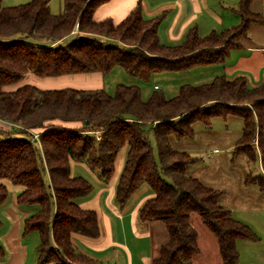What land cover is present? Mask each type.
Segmentation results:
<instances>
[{
  "label": "trees",
  "instance_id": "obj_1",
  "mask_svg": "<svg viewBox=\"0 0 264 264\" xmlns=\"http://www.w3.org/2000/svg\"><path fill=\"white\" fill-rule=\"evenodd\" d=\"M2 1L0 120L8 125L0 124V204L8 195L3 182L7 179L22 187L18 204L38 207L24 219L22 231L38 233L37 260L91 264L75 252L71 237L98 235L96 212L77 202L93 185L81 175H72L70 162L84 161L108 181L117 153L127 145L115 200L123 205L141 185L151 189L152 196L142 203L138 216L162 222L167 233L152 264H192L199 251L197 232L189 221L193 212L215 236L221 264H237V241L259 237L219 204L222 190L186 174V166L197 158L172 148L169 138L192 137L196 121L208 125L213 117L239 116L243 126L234 152L258 160L264 172V79L249 86L244 76L218 75L208 83L183 84L171 98L154 90L146 100L136 85L117 84L110 94L104 88L42 89L20 82L28 73L105 75L118 65L147 78L156 71L221 63L252 22L264 21V15L250 10L251 0L239 1L238 24L204 35L192 27L177 44L160 41L161 16L145 18L139 5L114 23L110 18H94L96 8L109 0H62L58 13L50 11V0L10 6H2ZM30 131L38 133L39 144L31 141ZM17 132L28 136L17 137ZM263 172L246 175L244 186L264 191Z\"/></svg>",
  "mask_w": 264,
  "mask_h": 264
},
{
  "label": "crops",
  "instance_id": "obj_2",
  "mask_svg": "<svg viewBox=\"0 0 264 264\" xmlns=\"http://www.w3.org/2000/svg\"><path fill=\"white\" fill-rule=\"evenodd\" d=\"M239 1L109 0L96 8L94 18L96 20L110 18L114 23H118L131 9L139 5L145 18L161 16L157 29L160 41L165 44H177L184 39L187 30L192 27H196L199 33L204 35L211 30H221L238 24L240 16L236 9ZM250 10L264 15V0H251ZM238 41V45L230 50L223 62L205 65V68L210 70L209 73H211L210 76L212 77L210 79L218 75H224L227 79L244 76L249 86L259 85L264 79V21L252 22L246 35L242 36ZM102 76L100 72L68 74L57 77H37L28 73L20 84L39 83L54 85L69 82L80 84L83 80L89 79L95 85H98ZM64 87L72 86L42 89ZM72 88L95 89L101 88V86L84 88L74 85ZM0 124L8 125V123L1 120ZM125 158L126 153L124 157L120 158V161H117L118 157L116 155L114 170L107 184L97 181L95 186L87 178L92 183L93 188L87 195L77 199L80 207L94 210L97 216L99 229L97 236L89 237L81 234H72L71 237L75 252L89 259L91 264H152V259L158 255L160 245L167 240L166 229L162 222V225H159L158 221L141 220L138 216L140 206L147 198L152 196V191L143 189L141 193L136 195L131 207H126V205L135 191L125 204L119 205L116 202V186ZM116 164H118L117 174H115ZM75 168H77V165H75ZM81 168H84L83 165H81ZM77 171L80 170L77 169ZM14 185L16 186V184ZM15 186L11 187L6 200L0 204V244L4 248V254L0 256V264H54L52 261L39 262L37 260L36 246L39 243V235L37 243L35 242V235L31 237V234L36 231L23 234L24 219L34 214L38 207L30 204H18L16 196L22 190V187ZM262 220H264V212ZM262 224L264 227V221ZM156 238H160V241L164 242H156ZM209 240L214 245L212 260L204 252L197 238L199 251L193 256L192 264H221L215 236H209ZM259 240L260 238L257 241L259 242ZM237 249L239 252V263L241 254L238 243ZM245 264H264V252L254 258V256L250 257L249 248H247Z\"/></svg>",
  "mask_w": 264,
  "mask_h": 264
},
{
  "label": "rangeland",
  "instance_id": "obj_3",
  "mask_svg": "<svg viewBox=\"0 0 264 264\" xmlns=\"http://www.w3.org/2000/svg\"><path fill=\"white\" fill-rule=\"evenodd\" d=\"M27 1L29 0H3L2 6L17 5ZM61 5L62 0L49 1V9L53 12L58 13L62 9ZM71 38L72 36H69L62 42L70 40ZM209 71L205 68V65H197L180 71H156L152 72L147 78H142L138 75L127 73L123 67L116 65L107 74L102 76L98 85L110 94L114 93L117 84H124L138 86L142 99L144 100L154 90L161 91L166 98H171L178 93L180 86L183 84L197 85L212 80L210 79L212 77ZM32 84L38 88L73 87L74 85H79L84 88L98 86L89 79L83 80L80 84L76 83L77 85L72 82L54 85ZM242 126V118L236 115H229L225 119L222 117H213L208 125L200 121L194 122L192 126L194 134L192 137L186 136L180 140H176L173 137L169 138L172 148L185 151L197 158L195 162L186 166V174L198 178L205 185L222 190L223 194L219 198V204L230 210L234 218L249 225L260 238L259 242H250L247 240H239L237 242L241 254L238 264H245L247 248H249L250 257L254 256V258L264 252V227L262 224L264 221L262 220L264 212V191L258 190L253 185L244 186L243 184L246 175H258L263 170L258 160H248L244 154H236L234 152V145L241 135ZM14 135L17 137L28 136L26 133L21 132L14 133ZM149 140L152 145L153 154L156 157V145L152 133H149ZM254 146L256 148V143ZM126 150L127 145L119 150L117 153V161H120V158L125 156ZM256 151L258 153L257 148ZM75 165H77V168H75ZM81 165L84 168H81ZM77 169L80 171H77ZM70 171L71 174L73 172L72 175H81L88 178L95 186L97 181H102V183L107 184V181H103L98 177V171L91 169L84 161L71 162ZM117 173L118 164L115 165V174ZM3 182L7 186L8 191L11 190V187L15 186L6 179H3ZM15 187H20V185H16ZM143 189L151 191L148 185H141L130 197L126 207H131L136 195L141 193ZM189 221L197 232V238L204 252L212 260L214 245L209 240V236H214L202 224L198 213H191ZM158 223L162 225L160 221ZM33 235H35V242L37 243V232L31 234V237H34ZM164 235L166 237V233ZM155 241L159 243L164 242L160 241V238H156Z\"/></svg>",
  "mask_w": 264,
  "mask_h": 264
},
{
  "label": "built area",
  "instance_id": "obj_4",
  "mask_svg": "<svg viewBox=\"0 0 264 264\" xmlns=\"http://www.w3.org/2000/svg\"><path fill=\"white\" fill-rule=\"evenodd\" d=\"M29 138L31 139V141L36 142L37 144H39V138H38V133L34 132V131H30L29 132Z\"/></svg>",
  "mask_w": 264,
  "mask_h": 264
}]
</instances>
